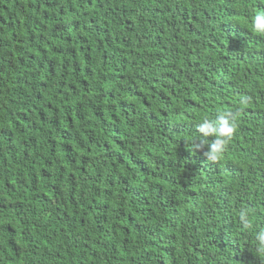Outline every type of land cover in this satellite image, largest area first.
<instances>
[{
	"label": "trees",
	"instance_id": "1",
	"mask_svg": "<svg viewBox=\"0 0 264 264\" xmlns=\"http://www.w3.org/2000/svg\"><path fill=\"white\" fill-rule=\"evenodd\" d=\"M257 9L0 0V264H264ZM220 111L239 127L211 162L193 134Z\"/></svg>",
	"mask_w": 264,
	"mask_h": 264
},
{
	"label": "clouds",
	"instance_id": "2",
	"mask_svg": "<svg viewBox=\"0 0 264 264\" xmlns=\"http://www.w3.org/2000/svg\"><path fill=\"white\" fill-rule=\"evenodd\" d=\"M253 32L264 36V10L257 9L249 20ZM239 124L234 111H220L215 117L205 116L195 125L193 134V151L203 152L207 161L219 162L225 154L227 146L233 140ZM211 138V140H209ZM254 213L248 208H241L237 213V221L242 231L254 229ZM251 241L257 254L264 255V228L252 232Z\"/></svg>",
	"mask_w": 264,
	"mask_h": 264
}]
</instances>
